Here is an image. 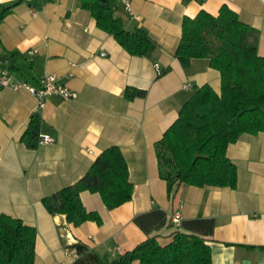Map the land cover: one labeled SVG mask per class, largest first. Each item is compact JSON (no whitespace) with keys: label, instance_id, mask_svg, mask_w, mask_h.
Listing matches in <instances>:
<instances>
[{"label":"crops","instance_id":"1","mask_svg":"<svg viewBox=\"0 0 264 264\" xmlns=\"http://www.w3.org/2000/svg\"><path fill=\"white\" fill-rule=\"evenodd\" d=\"M116 3L125 29L141 28L157 44L150 56L129 54L78 0H0V11L13 6L0 21V54H15L13 78L38 87L44 74H53L76 94L51 95L36 111L37 100L27 91L0 89V214L35 228L33 264L114 259L146 238L133 219L155 208L168 218L179 210L182 221H213L209 264H264V132L228 145L237 169L234 188L181 186L173 198L159 177L154 149L197 87L220 92V73L206 59L182 65L176 58L183 18L200 10L217 15L226 5L258 31L264 56V0H130L131 13ZM128 87L145 94L127 98ZM35 114L38 136L53 141L28 148L20 137ZM110 146L126 161L131 199L107 209L98 193L82 192L83 206L99 214L100 224L73 227L65 215L49 213L42 197L77 181Z\"/></svg>","mask_w":264,"mask_h":264},{"label":"trees","instance_id":"2","mask_svg":"<svg viewBox=\"0 0 264 264\" xmlns=\"http://www.w3.org/2000/svg\"><path fill=\"white\" fill-rule=\"evenodd\" d=\"M44 2L53 0H43ZM89 11L96 25L131 55L150 56L157 44L141 28L125 29L116 15V0H78ZM12 5L0 11V21ZM258 31L243 22L236 12L223 5L217 15L200 10L185 16L175 50L182 65L193 59H206L220 73V92L204 84L197 87L178 110L174 122L155 143L159 177L166 182L173 198L181 186L228 187L237 183V169L228 158L229 144L243 134L264 132V56L257 50ZM14 53L0 54L2 67L13 70ZM145 91L128 87L127 98L144 96ZM39 118L35 114L20 140L28 148L38 143ZM98 193L107 209L128 202L133 194L126 161L117 146L104 149L77 181L42 197L49 213H59L77 227L86 221L101 223L96 211L81 202L82 192ZM133 222L146 238L114 259L99 264H209L208 236L211 219H193L172 225L159 208L136 215ZM167 235L152 234L163 227ZM36 230L21 219L0 214V264H33Z\"/></svg>","mask_w":264,"mask_h":264},{"label":"built area","instance_id":"3","mask_svg":"<svg viewBox=\"0 0 264 264\" xmlns=\"http://www.w3.org/2000/svg\"><path fill=\"white\" fill-rule=\"evenodd\" d=\"M124 5L126 11L131 13V4L130 0H121ZM157 70L159 69L156 66ZM189 84H185L184 88H188ZM9 88L13 91H27L30 95H32L37 100L36 111L42 109L45 106V100L47 97L51 95H57L64 99L74 98L76 96L75 92L70 90L64 84L60 83L57 77L53 74H44L40 78V84L38 87H34L33 85L25 82L15 80L9 69L0 67V89ZM53 141V138L48 135H39L38 143H50ZM181 214L180 211H176L172 215H170V221L173 226L179 227L181 223ZM136 264V263H132Z\"/></svg>","mask_w":264,"mask_h":264},{"label":"water","instance_id":"4","mask_svg":"<svg viewBox=\"0 0 264 264\" xmlns=\"http://www.w3.org/2000/svg\"><path fill=\"white\" fill-rule=\"evenodd\" d=\"M98 1H100V2H102V3L106 2V0H98Z\"/></svg>","mask_w":264,"mask_h":264}]
</instances>
